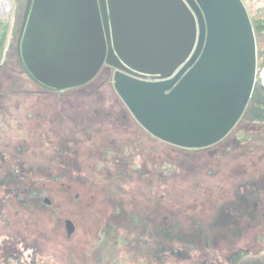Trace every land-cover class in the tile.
Instances as JSON below:
<instances>
[{"label":"rangeland","instance_id":"obj_1","mask_svg":"<svg viewBox=\"0 0 264 264\" xmlns=\"http://www.w3.org/2000/svg\"><path fill=\"white\" fill-rule=\"evenodd\" d=\"M263 6L253 4L250 11L260 15L263 10L258 9ZM24 7L22 3L17 10L13 1V10L0 15V34L6 29L2 59L6 77L0 86V154L6 166L0 165V184L9 174L12 159L24 160L23 170L19 172L16 165L15 173L21 178L40 174L33 178L32 189H38L48 208L31 216L18 213L15 196L0 192V264H200L203 249L181 237L187 239L197 231L198 222L222 224L230 221L229 215L242 235L228 238L229 233L214 228L220 243L209 255L215 262L228 264L223 257L246 250L249 255L240 264H264V242L253 238L264 228V122L253 100L222 141L202 150H185L157 140L140 127L116 94L112 76L100 96L90 99L88 94L83 99L27 95L36 87L23 73L15 51ZM256 50L260 71L264 68L263 37L257 39ZM260 89L257 83L254 91L264 93ZM95 101L113 118L133 123L128 122L125 131L110 132L108 126L104 133L94 135L84 149L72 154L78 159L75 171L62 178L67 159L55 157V129ZM133 133L135 142L130 141ZM104 147L108 150L105 157ZM93 167L99 170L95 178ZM235 193L245 196L248 212H257L253 218H238ZM223 207L227 214L219 213ZM66 220L75 227L70 237ZM162 232L180 238L169 240ZM183 254L191 256L190 262L176 261Z\"/></svg>","mask_w":264,"mask_h":264},{"label":"water","instance_id":"obj_2","mask_svg":"<svg viewBox=\"0 0 264 264\" xmlns=\"http://www.w3.org/2000/svg\"><path fill=\"white\" fill-rule=\"evenodd\" d=\"M17 52L26 74L56 93L114 69L113 88L140 127L185 150L230 133L257 72L241 0H26Z\"/></svg>","mask_w":264,"mask_h":264},{"label":"trees","instance_id":"obj_3","mask_svg":"<svg viewBox=\"0 0 264 264\" xmlns=\"http://www.w3.org/2000/svg\"><path fill=\"white\" fill-rule=\"evenodd\" d=\"M14 2H16L17 4V10L20 4H24L26 0H13ZM243 5L245 6L251 24H252V28L255 34V39L257 41V39H260L261 37H263L264 39V6L259 8L258 10H263L262 13L259 15H254L253 13H251V7L253 4L256 3H264V0H241ZM22 20V19H21ZM2 25V22L0 21V26ZM5 39H6V29L4 30L3 33L0 34V86L3 83L2 81H4V78L6 77L5 73H3L2 69H3V64H2V59H3V52L5 50L4 46H5ZM15 51L18 57V52L16 50L15 47ZM18 61H19V57H18ZM19 64L21 65L20 61ZM22 66V65H21ZM23 69V67L21 68ZM108 70H102L98 77L96 79H94L93 81H91L90 83H88L87 85L75 89V90H71V91H67L64 93H56L52 90H49L47 88H44L43 86H40L39 84H37L36 82H34L24 71L23 69V73H25L27 79L31 82H33L36 87V89H31L29 90V92L27 93V95H35V96H50V97H63V96H70V97H74V98H84L85 95L88 94V97L90 99V97L94 94H98V96H100V90L107 86L108 82L111 79L110 74H108L107 72ZM261 92H257V94L252 98V103L257 105V109L256 111L263 114V118L261 120V122H264V95ZM2 95H0V99H1ZM263 98V99H262ZM259 99V101H258ZM261 99V100H260ZM1 101V100H0ZM89 102V101H88ZM259 102V103H256ZM84 103V102H83ZM83 105V104H82ZM83 110L79 113L75 112V114L72 115L71 118H69L68 120H65L62 123L61 128L56 127L55 132L57 133V137H58V143L57 146H55V157L59 159H67V166H66V170L63 172V177L67 176L68 174H70V171H75L74 170V166L76 165V160L78 162V159L75 158L74 156H72V154L76 155L78 153V151L84 149V144L91 140L94 135H98V134H102L104 133V131H107V127L109 126V128H111L112 130H109L110 132H114L115 129L122 130L125 131L127 130V128L125 127L127 125V123L129 122L130 124L133 123L131 120H128L126 118H121V119H117V118H113V116L110 115L109 112L106 111V109L103 108V104H97V102H93L90 105H88L87 103L82 106ZM75 108L72 107V110H74ZM81 109V108H79ZM116 119V120H115ZM261 124V123H260ZM264 124V123H262ZM84 125V128H81ZM246 125V124H245ZM58 126V124H57ZM60 126V124H59ZM135 126L137 127V125L135 124ZM245 127V126H244ZM58 128V129H57ZM67 130H70V133L67 132ZM84 131V133H83ZM115 131V132H118ZM83 133L79 136H77V133ZM72 136L74 135L73 138H64L65 136ZM62 136V137H60ZM135 133L130 135V141H137L138 139H136L135 137ZM60 137V138H59ZM47 141V140H46ZM49 144V141H47ZM51 142V141H50ZM46 144V145H47ZM132 145L136 146L134 143H132ZM23 147V146H21ZM108 150L104 147L103 150V155L105 157V155L107 154ZM3 155V154H2ZM72 159V160H71ZM24 161V160H23ZM22 161V162H23ZM2 162H6V160H3V157L0 154V165H2ZM19 162V161H18ZM18 162L16 161V159H12V161L8 164L9 168V174H11L12 178H10L9 174L7 176H5L4 178V182H2L0 184V192L2 190H6L9 191V193L15 196V200H16V206L19 208L18 209V213H22L23 211L27 214L29 213V216H31V212L33 213L34 211H38L41 212L42 209H47L48 208V204H46V202L41 201L40 196L37 194L38 189H32V180L33 178H35L37 175L39 176L40 174L38 173H30L29 175H24V178H21L22 175L19 173H15V167L16 165L19 167V172L20 169L23 167L21 161L19 162L20 165H18ZM4 166H6V163L4 164ZM23 170V168L21 169ZM77 170V168H76ZM91 173L94 174V178L96 177L95 175H98V167H93L91 168ZM77 172V171H76ZM7 179V180H6ZM14 191L16 193H14ZM24 192V193H23ZM9 194V195H10ZM4 195V192H3ZM8 198L11 196H7ZM244 197L245 196H240L238 194H234L233 195V199H237L236 202V207H238L237 209H235L238 218H244L245 217H249L250 219L253 218V216H255L257 214V212L254 213V215L252 214L251 211L248 212L249 207L244 203ZM241 204L246 205L243 206V208H241ZM254 207V204H253ZM240 209H243L242 211H238ZM14 213V212H13ZM12 213V214H13ZM56 214V211L53 212ZM219 213H224L227 214L228 211L223 207ZM55 214H52V218H55ZM28 215V214H27ZM13 216V215H12ZM16 217V216H15ZM19 216H17L16 218H18ZM261 217L263 219V223H264V212H262ZM15 218V219H16ZM228 218L230 219V221L227 222H223L221 224L220 221H218V223H213V224H209L206 225L201 223L199 224L198 222V229L197 231L192 232V235L189 236V238L184 239L183 237H181V239H183V241H185L186 243H190L191 245H196L198 244L203 251L201 252V258H202V262L200 264H220L218 262H215V257L209 255L210 251L209 250H215V248H217L219 246L220 243V239L218 237V235H213V229L214 228H220L222 231H225V234H228V238L231 235L232 238H239L241 237L242 233L240 232L241 230L240 227L238 228V223L234 222V219L229 215ZM20 219L23 221H26V218L24 217H20ZM232 219V221H231ZM256 219V218H255ZM18 220V219H17ZM52 220V219H51ZM19 222V221H18ZM136 221L133 220V224L135 226ZM162 222V221H161ZM162 223H167V221H163ZM34 224V222L32 223ZM6 227H7V223H6ZM232 227L234 228V230L231 231ZM167 229V228H166ZM26 230V229H25ZM163 235H165L166 238H170L169 240H177L180 238V236L177 237H171L167 232H162ZM159 234V233H158ZM260 235L257 236V234L254 237H257L256 239L258 240V243L260 242H264V228L262 229V231L259 233ZM187 235V234H186ZM185 235V236H186ZM223 237H221L222 239ZM227 238V239H228ZM37 242V240L35 241V243ZM171 241L168 243L170 244ZM15 248V247H14ZM167 248H165L164 250H166ZM173 249H169V252H172ZM261 250H264V248H262ZM14 253L17 254V252ZM174 256H176L175 254H173ZM249 255V253L246 250H242V251H238L235 255L230 254L229 256L223 257L225 258V261L228 264H240L241 262H243V260ZM191 256H188L187 254H183L180 256L179 260L177 259L176 261L182 263H187L190 262ZM217 260V259H216ZM243 264V263H242Z\"/></svg>","mask_w":264,"mask_h":264},{"label":"built area","instance_id":"obj_4","mask_svg":"<svg viewBox=\"0 0 264 264\" xmlns=\"http://www.w3.org/2000/svg\"><path fill=\"white\" fill-rule=\"evenodd\" d=\"M12 10L11 0H0V15H6ZM259 81L262 87H264V68L259 73Z\"/></svg>","mask_w":264,"mask_h":264},{"label":"flooded vegetation","instance_id":"obj_5","mask_svg":"<svg viewBox=\"0 0 264 264\" xmlns=\"http://www.w3.org/2000/svg\"><path fill=\"white\" fill-rule=\"evenodd\" d=\"M103 69H104V70H108L107 72H108V74H110V76H112L113 73L115 72L114 69H112V68H110V67H107V66H103V68L101 69V71H102ZM254 89H255V88H254ZM260 90H262V89H260ZM262 91H263V90H262ZM261 93L264 95L263 92H261ZM256 94H257V92H255V91L253 90L250 100H252V98H253ZM250 100H249V102H250ZM249 102H248V104H249ZM37 194H39L38 191H37Z\"/></svg>","mask_w":264,"mask_h":264}]
</instances>
